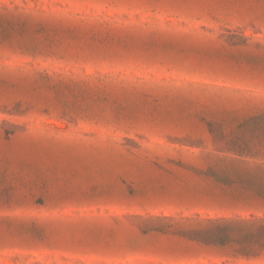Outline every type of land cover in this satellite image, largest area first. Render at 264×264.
I'll use <instances>...</instances> for the list:
<instances>
[{
  "label": "rangeland",
  "instance_id": "rangeland-1",
  "mask_svg": "<svg viewBox=\"0 0 264 264\" xmlns=\"http://www.w3.org/2000/svg\"><path fill=\"white\" fill-rule=\"evenodd\" d=\"M0 264H264V0H0Z\"/></svg>",
  "mask_w": 264,
  "mask_h": 264
}]
</instances>
